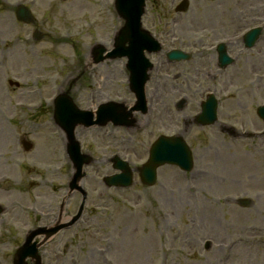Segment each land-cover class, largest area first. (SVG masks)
<instances>
[{
	"label": "rangeland",
	"instance_id": "374dc122",
	"mask_svg": "<svg viewBox=\"0 0 264 264\" xmlns=\"http://www.w3.org/2000/svg\"><path fill=\"white\" fill-rule=\"evenodd\" d=\"M181 1L145 0L142 26L162 50L147 55L153 68L145 90L148 113L135 115L140 129L76 128L82 152L91 157L78 180L85 204L73 226L40 247L42 264H264V144L258 139L229 147L211 129L192 128L194 171L212 169L205 182L187 181L170 166L158 170L152 187H143L136 172L127 189L106 188L102 181L114 173L113 155L131 168L145 162L151 140L164 132L152 122L154 114L173 111L183 96L190 104L173 111L170 133L193 116L205 92H216L221 118L240 131L262 128L252 111L264 103V40L249 50L239 40L255 26L264 34V0H189L186 12L177 13ZM18 4L29 8L33 24L15 19ZM122 25L114 0H0V264H13L31 232L77 212L81 195L68 188L74 170L53 120V100L67 92L83 110L108 100L131 105L125 59L94 64L92 55L98 45L110 48ZM34 30L42 34L39 40ZM220 41L236 60L222 72L214 51ZM174 48L191 53L190 62L169 64L165 54ZM23 140L31 150H24ZM214 156L230 163L218 166L217 175ZM215 177L228 180L205 189ZM243 193L253 208L231 211L228 201ZM240 237L224 258L225 245ZM205 240L212 241L209 250Z\"/></svg>",
	"mask_w": 264,
	"mask_h": 264
},
{
	"label": "water",
	"instance_id": "95a60500",
	"mask_svg": "<svg viewBox=\"0 0 264 264\" xmlns=\"http://www.w3.org/2000/svg\"><path fill=\"white\" fill-rule=\"evenodd\" d=\"M186 2L183 3L179 9L186 8ZM115 10L120 18L124 20L123 27L116 33L114 38L113 50L107 53L106 58L102 56L105 48L96 46L92 55L94 56V63L103 61L104 59L112 58H127V68L130 72V89L135 94L136 104L129 110L123 104L109 102L101 107L96 112V121H92L93 114L91 112L79 110L72 102V100L65 94H60L55 100V119L57 123L62 124L64 131L69 140L68 154L71 160L75 163L76 174L74 175L71 188H76L77 180L82 176V165L88 161L86 156L80 154V147L78 142L74 139V126L82 124L90 126L92 124L104 125L108 121L114 123H123L129 125L131 122L117 121L116 111L121 109L124 117L127 118L132 115L133 111L145 109L144 84L148 79L147 70L151 68V63L145 58L144 51L148 53L158 52L160 45L141 27V16L144 11V0H115ZM17 18L24 22H30L31 16L29 11L20 6L17 10ZM252 35V34H250ZM248 35L247 37H249ZM39 38V36H37ZM253 36L249 38L252 39ZM250 41V40H249ZM248 41V42H249ZM170 56H176L169 54ZM228 59L225 58V61ZM174 142L175 148H165L162 146L160 139L150 149L148 161L139 168L140 178L143 184L152 185L156 180V168L165 164H176L182 169H189L191 167L190 153L181 139H166ZM113 168L121 170L122 173L104 178L105 184L109 187L112 185L127 186L131 183V170L128 164L118 157L113 159ZM57 229V228H56ZM55 229V230H56ZM52 230L50 233H52ZM44 229L33 231L25 240V243L17 250L14 264H26L27 257L38 260L36 244L32 243L36 235L42 233Z\"/></svg>",
	"mask_w": 264,
	"mask_h": 264
},
{
	"label": "flooded vegetation",
	"instance_id": "af4514ba",
	"mask_svg": "<svg viewBox=\"0 0 264 264\" xmlns=\"http://www.w3.org/2000/svg\"><path fill=\"white\" fill-rule=\"evenodd\" d=\"M200 102H201V100L195 104V106L198 108V110H195V108H194L195 112H194L193 116L188 117V118H184L182 120L183 124H182V128H181V134L186 139L188 144L192 147L190 141L188 140V136H191L190 132H191L192 128H195L197 130L200 129V131L206 132V133H208V130L211 129L212 132L218 133L220 136H223V139H222L223 141H218V143L223 142L227 146H232L234 144H238V142L240 141V140H238V137H243V136H240L239 133L235 131V128H237V126L234 125L232 120H228V119H224V118H223L224 119L223 120L221 118L220 114H217V122L212 126L200 127L199 125L196 124L197 123L196 114L199 111ZM184 104H185L184 108H187V106L190 104V102L188 103L187 99H186ZM166 111H167V114H165V115L164 114H154L152 122L156 126H158L160 129H162L165 133H168L170 131L171 127L173 126V113H172L171 108L167 109ZM257 120L261 123L262 128L259 129L258 131H255V133H254L255 135L252 136V139H254V140L258 139V141L260 143L264 144V123L259 117L257 118ZM140 124L143 125L142 121H140ZM193 126H195V127H193ZM213 140H214V142L217 141L215 139H213ZM194 158H195V156H194ZM208 187H212V184H209ZM258 199H261V195H258L255 197V201L259 202ZM254 206H255V204H254Z\"/></svg>",
	"mask_w": 264,
	"mask_h": 264
}]
</instances>
